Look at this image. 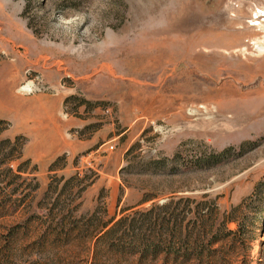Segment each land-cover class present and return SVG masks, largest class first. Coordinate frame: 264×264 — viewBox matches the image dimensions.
Listing matches in <instances>:
<instances>
[{"label": "rangeland", "instance_id": "1", "mask_svg": "<svg viewBox=\"0 0 264 264\" xmlns=\"http://www.w3.org/2000/svg\"><path fill=\"white\" fill-rule=\"evenodd\" d=\"M263 36L264 0H0V138L24 140L8 167L29 161L25 185H38L13 195L16 209L0 211V264H34L31 234L5 239L49 209L74 175L94 182L80 199L75 184L65 187L59 207L104 221L171 197L207 196L225 211L264 186V56L252 45ZM26 84L29 92H17ZM225 150L209 169L139 174L165 159L166 173L179 169L177 151L188 162ZM254 236L251 264H261L264 215Z\"/></svg>", "mask_w": 264, "mask_h": 264}, {"label": "trees", "instance_id": "2", "mask_svg": "<svg viewBox=\"0 0 264 264\" xmlns=\"http://www.w3.org/2000/svg\"><path fill=\"white\" fill-rule=\"evenodd\" d=\"M27 5L26 2L25 7ZM2 124L4 121L0 120ZM4 130L0 129V136ZM23 142L20 137L13 140L0 138V211L19 206L21 201L12 197L20 189L21 192L29 189V193L38 189L35 178L30 180L32 187L25 185L28 179L23 176L26 172L22 166L29 165V161H24L15 172L8 167L10 162L21 159ZM131 151L132 148L127 154ZM227 152L202 153L186 162L177 151L171 162L180 164L179 169L173 167L166 173L165 159L146 162L139 174L176 176L192 169H209ZM59 162H64V156L50 165L49 172L57 171ZM34 170L32 167L29 175H33ZM61 181L62 178L55 180L56 183ZM16 182L19 186L6 194L5 189ZM93 182L85 183V176L78 175L67 179L51 207L39 209L31 219L9 231L5 241L15 243L19 231L31 234L34 264H40L42 259L44 264H49L63 257L69 260L77 257L92 261L103 259L112 264L118 261L128 264H251L256 223L264 215V186H256L253 194L225 211L214 201L207 200V196L199 200L171 197L161 205L109 221H104V214L95 211L78 215L76 208L59 207V196L65 192V187L75 184L79 189L74 197L78 195L77 199H80L81 193ZM49 192L50 185L45 195ZM155 198L153 195L145 197L142 203Z\"/></svg>", "mask_w": 264, "mask_h": 264}, {"label": "bare ground", "instance_id": "3", "mask_svg": "<svg viewBox=\"0 0 264 264\" xmlns=\"http://www.w3.org/2000/svg\"><path fill=\"white\" fill-rule=\"evenodd\" d=\"M189 6V5H188ZM196 6V5H195ZM197 7V6H196ZM200 7V6H199ZM259 24V23H258ZM258 28L263 31L262 27L260 26V24L258 25ZM261 34V33H260ZM253 43L252 45L254 46V50L256 51L257 54H259L260 56L263 55L264 56V36L262 37V39L260 40H257V39H254L252 40ZM244 52V51H243ZM30 90V84H26L25 87L21 88V89H18L17 92L19 93H27L29 92Z\"/></svg>", "mask_w": 264, "mask_h": 264}]
</instances>
